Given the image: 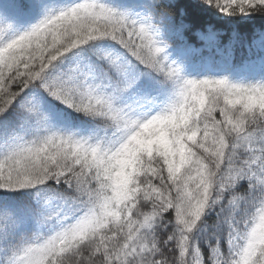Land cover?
<instances>
[{
  "label": "snow or ice",
  "instance_id": "6c2138e0",
  "mask_svg": "<svg viewBox=\"0 0 264 264\" xmlns=\"http://www.w3.org/2000/svg\"><path fill=\"white\" fill-rule=\"evenodd\" d=\"M0 264H264V0H0Z\"/></svg>",
  "mask_w": 264,
  "mask_h": 264
}]
</instances>
